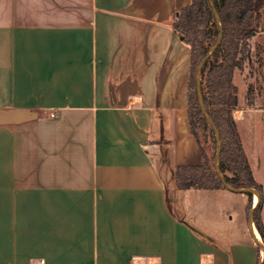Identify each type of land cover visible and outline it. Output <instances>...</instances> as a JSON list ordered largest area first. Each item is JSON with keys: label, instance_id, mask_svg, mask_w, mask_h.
<instances>
[{"label": "crops", "instance_id": "1", "mask_svg": "<svg viewBox=\"0 0 264 264\" xmlns=\"http://www.w3.org/2000/svg\"><path fill=\"white\" fill-rule=\"evenodd\" d=\"M192 1L0 0V109L36 115L0 125V264H259L247 194L176 186L202 161L172 27ZM238 97L264 228V109ZM208 191L221 208L194 227Z\"/></svg>", "mask_w": 264, "mask_h": 264}, {"label": "trees", "instance_id": "2", "mask_svg": "<svg viewBox=\"0 0 264 264\" xmlns=\"http://www.w3.org/2000/svg\"><path fill=\"white\" fill-rule=\"evenodd\" d=\"M213 1L224 32L222 42L202 71L204 103L220 132L222 140L220 167L226 181L235 188H255L260 193L261 201L256 209L255 225L258 236L260 235L264 242V228L260 221L263 189L254 177L233 115L238 108L235 72L243 69V62L250 55L248 41L255 35V25L260 24L262 20L264 0ZM172 27L174 33L191 49L188 115L191 132L198 142L202 156L199 165L176 168L174 174L176 186L182 191L225 189L215 169L216 140L200 109L195 79L199 62L219 35V28L208 0H193L189 6L176 11ZM253 92L254 90L249 91L248 96ZM248 99L253 101L249 97ZM207 145L212 147L211 153ZM247 196L249 214L253 206V194Z\"/></svg>", "mask_w": 264, "mask_h": 264}, {"label": "rangeland", "instance_id": "3", "mask_svg": "<svg viewBox=\"0 0 264 264\" xmlns=\"http://www.w3.org/2000/svg\"><path fill=\"white\" fill-rule=\"evenodd\" d=\"M262 12L263 17L260 24L255 25L254 27L255 35L248 41L250 55L248 59L244 60L243 69L237 70L234 76V82L238 87L239 94L246 95L247 107L253 109H264V9ZM251 90H254V92L248 96V92ZM248 97L253 101H250ZM250 102H252V104H250ZM207 148L209 153H211L212 147L207 145ZM228 174L230 175V173ZM258 180L264 185V157L262 159V166L260 167L258 173ZM225 192H227V190H225ZM213 193V191L204 193L205 196L201 201H194L190 206L188 214L187 216L185 215V218L194 227L203 228L204 222L211 220L213 216H215V213L217 214L216 207H220L222 203L214 199L213 195H211ZM254 201L255 203L258 201V197L256 195H253V203ZM177 212L179 215L184 217V213L180 209H177ZM224 225H226L224 220H219L215 223L216 228H224ZM255 232L259 234L257 228ZM259 237L261 239L260 235Z\"/></svg>", "mask_w": 264, "mask_h": 264}, {"label": "water", "instance_id": "4", "mask_svg": "<svg viewBox=\"0 0 264 264\" xmlns=\"http://www.w3.org/2000/svg\"><path fill=\"white\" fill-rule=\"evenodd\" d=\"M208 2H209V5L212 9L214 19H215L217 26L219 28V35H218L216 42L209 48V50L207 51L205 56L201 59V61L199 62L198 66H197V69H196V78L195 79H196L198 103H199V106H200V109L202 111L203 116L205 117L206 121L208 122V124L210 125V127L212 128V130L214 132V136H215V140H216V152H215L214 165H215L217 175H218L220 181L222 182L223 186L225 187L226 190H228L230 192H234V193H238V194H253V195H256L258 197V201L254 204V206L252 207V209L249 213L248 230H249V233H250V236H251L253 242L256 244V246H258V248L260 249V252H261V260H260L259 264H264V242L260 239V237L258 238V236L256 235V232H255V230H256L255 213H256V209H257V207L261 201L260 193L255 188H235L230 183H228L226 181V178H225V176L221 170V167H220V156H221V152H222V140H221L220 132H219L217 126L215 125L214 121L212 120L211 116L209 115V113L205 107V103H204L203 92H202V71H203V68H204L205 64L207 63V61L213 56L215 51L218 49L220 43L222 42L223 32H224L222 21H221L220 15L218 13V10L216 9V6L214 4V1L208 0ZM35 117H36V115L34 113L27 111V110L15 109V110L6 111V110L0 109V125L22 124V123H25V122H28V121L35 119Z\"/></svg>", "mask_w": 264, "mask_h": 264}, {"label": "bare ground", "instance_id": "5", "mask_svg": "<svg viewBox=\"0 0 264 264\" xmlns=\"http://www.w3.org/2000/svg\"><path fill=\"white\" fill-rule=\"evenodd\" d=\"M238 115H241L240 113H238ZM256 235L258 236V234L256 233ZM258 238H259V236H258Z\"/></svg>", "mask_w": 264, "mask_h": 264}]
</instances>
